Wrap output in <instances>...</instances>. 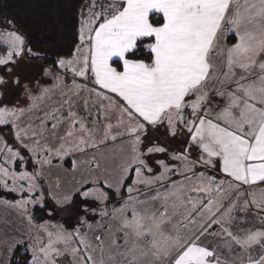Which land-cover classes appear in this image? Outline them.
I'll use <instances>...</instances> for the list:
<instances>
[{"label": "rangeland", "instance_id": "obj_1", "mask_svg": "<svg viewBox=\"0 0 264 264\" xmlns=\"http://www.w3.org/2000/svg\"><path fill=\"white\" fill-rule=\"evenodd\" d=\"M239 1L231 0V6ZM244 1L264 10V0ZM91 11L84 6L82 26ZM263 12L256 16L258 23H264ZM79 44L70 59L59 61L55 69L47 68L33 61L23 37L0 19V47L5 48L0 55V264H10L17 251L28 253L30 264H171L195 244L213 247L218 254L224 248L220 221L248 193L235 192L239 185L218 176L217 167L198 156L194 162L180 160L182 172L174 183L183 186L173 191L158 193L155 175H137L134 190L120 194L127 165L123 148L117 147L132 138L129 142L135 145L136 155L132 159L139 163L144 127L119 97L113 99L99 90L108 91L111 85L123 97L124 77L119 81L118 76L98 77V68L114 70L99 64L94 65L95 73ZM256 52L264 59V41L246 50L251 63L247 70L238 71L250 73L262 65L252 63ZM212 67L221 65L213 63ZM113 143L120 159L109 156ZM177 146L181 153L183 145ZM153 155L145 167L149 172L156 170L155 158H160ZM193 164L202 169L184 176ZM171 179L165 173L159 184ZM99 182L114 191L113 200L97 186ZM77 193L83 202L71 209ZM252 193L264 194V186ZM144 195H148L146 200ZM47 196L56 215L68 218L72 228L32 221L31 208L44 206ZM117 202L119 206H111ZM237 252L230 250L233 255Z\"/></svg>", "mask_w": 264, "mask_h": 264}, {"label": "crops", "instance_id": "obj_2", "mask_svg": "<svg viewBox=\"0 0 264 264\" xmlns=\"http://www.w3.org/2000/svg\"><path fill=\"white\" fill-rule=\"evenodd\" d=\"M89 6L92 11L80 28V36L84 33V41L79 44L81 54L88 56L95 73L94 65L99 64H108L114 70L101 72L98 68V77L103 75L106 80L118 76L117 81L124 77L123 97L111 85L105 89L108 91L99 90L113 99L119 97L144 127L139 163L132 159L136 156L132 138L117 147L124 151L125 179L131 177L126 193L134 190L137 175H155L158 193L183 186L174 183L182 172L180 160L194 162L198 156L213 163L218 176L239 185L235 192L263 186L264 59L256 52L252 63L261 62L260 67L250 73L238 68L248 69L251 60L245 56L246 50L258 48L264 41V23L256 18L264 10L244 0L234 7L231 0H92L85 8ZM153 14L162 17V25L149 22ZM140 39H151L146 47L153 55L152 65L125 59ZM113 61L122 63L121 72L111 66ZM213 63L221 67L213 68ZM113 144L109 156L120 159V151ZM178 144L183 145L184 152L176 151ZM155 153L160 156L155 158L157 171L149 172L145 167ZM199 168L193 164L183 175ZM165 173L175 181L159 184V177ZM147 197L144 195V200ZM237 219V226L219 230L223 236L219 237L225 241L241 239L245 245L223 248L219 256L215 248L195 244L185 255L173 258L171 264H264V246L250 242L261 239L264 232L241 227L247 217ZM230 250L238 252L233 255ZM233 256L237 259L232 260Z\"/></svg>", "mask_w": 264, "mask_h": 264}, {"label": "trees", "instance_id": "obj_3", "mask_svg": "<svg viewBox=\"0 0 264 264\" xmlns=\"http://www.w3.org/2000/svg\"><path fill=\"white\" fill-rule=\"evenodd\" d=\"M92 0H0V19L15 29L24 40V46L28 54L35 63H39L47 68L55 69L59 61L70 59L78 44L80 28L82 24L81 12L85 5ZM149 22L153 26L163 24L162 17L156 14L149 16ZM151 39H140L136 42L135 48L125 55L126 60L141 61L145 64H153V55L147 49V44ZM5 53V48L0 47V55ZM37 61V62H36ZM37 63V64H38ZM111 66L117 71H122V63L113 61ZM131 177L125 179L124 186L119 191L125 195L126 186L130 183ZM98 187L114 199V191L98 183ZM264 186V185H263ZM261 186V187H263ZM90 187V186H88ZM259 187V188H261ZM247 192L246 199L242 201L232 213H226V218L220 221L218 231L229 230V227L237 226L238 219L247 217L249 220L241 227L248 230L264 232V194L258 196L252 193V189H243ZM242 191V192H243ZM75 194L71 201V209L76 206L78 201L83 202L79 195ZM53 202L46 197L44 206L34 205L30 211V218L36 224L43 222H54L65 227L72 228V222L65 217L57 216L52 204ZM118 203V202H117ZM111 206H119L118 203ZM110 209V206H107ZM230 219H233L230 223ZM230 223V224H229ZM221 241V240H220ZM245 241L236 239L223 241L220 244L225 249H232L234 244L245 245ZM264 246V235L261 239L250 240ZM10 264H30V255L23 252H15L12 255Z\"/></svg>", "mask_w": 264, "mask_h": 264}]
</instances>
